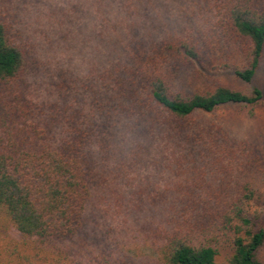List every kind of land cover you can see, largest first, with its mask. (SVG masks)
Instances as JSON below:
<instances>
[{"label": "trees", "instance_id": "trees-1", "mask_svg": "<svg viewBox=\"0 0 264 264\" xmlns=\"http://www.w3.org/2000/svg\"><path fill=\"white\" fill-rule=\"evenodd\" d=\"M115 1L123 23L102 18L99 28L101 36L119 29L112 60L97 71L59 67L49 76L0 0V264H35L83 229L119 124L157 131L173 149L199 144L253 165L241 149L218 143L201 119L264 105L258 86L241 91L214 81L228 73L252 85L264 57V0H202L196 18L175 27L148 23L144 0ZM184 74L200 85L186 88ZM220 194L185 202L144 228L161 264H264V224L246 215L251 184Z\"/></svg>", "mask_w": 264, "mask_h": 264}, {"label": "rangeland", "instance_id": "rangeland-1", "mask_svg": "<svg viewBox=\"0 0 264 264\" xmlns=\"http://www.w3.org/2000/svg\"><path fill=\"white\" fill-rule=\"evenodd\" d=\"M7 1L13 23L35 44L46 75L52 76L59 67L97 71L112 60L119 29H109L103 37L99 28L102 18L109 26L123 23L115 0ZM201 1L144 0L139 8L151 16L148 23L175 27L186 18L195 19ZM134 20L144 19L135 15ZM182 80L190 90L200 85L191 75L184 74ZM214 81L241 91L254 85L264 93V57L251 86L228 73L215 75ZM201 122L218 143L241 149L253 165L233 163L238 152L221 156L214 150H201L199 144L190 151L182 146L173 149L157 131L140 133L119 124L111 158L98 168L83 229L58 250L41 252L33 262L161 264L144 228L159 225L167 213H179L185 202L207 200L219 193L229 195L246 181L254 192L246 215L264 224V105L252 114L234 107L221 109L203 115ZM259 255L264 259V246Z\"/></svg>", "mask_w": 264, "mask_h": 264}]
</instances>
